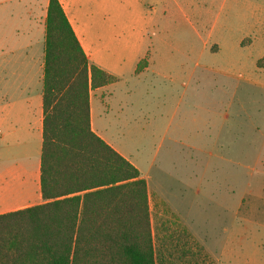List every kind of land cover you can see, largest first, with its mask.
Returning a JSON list of instances; mask_svg holds the SVG:
<instances>
[{
	"label": "rangeland",
	"instance_id": "1",
	"mask_svg": "<svg viewBox=\"0 0 264 264\" xmlns=\"http://www.w3.org/2000/svg\"><path fill=\"white\" fill-rule=\"evenodd\" d=\"M97 3L102 29L172 52L174 77L150 75L126 117L102 120L149 174L158 261L264 264V0Z\"/></svg>",
	"mask_w": 264,
	"mask_h": 264
},
{
	"label": "trees",
	"instance_id": "2",
	"mask_svg": "<svg viewBox=\"0 0 264 264\" xmlns=\"http://www.w3.org/2000/svg\"><path fill=\"white\" fill-rule=\"evenodd\" d=\"M146 66L143 58L135 71ZM116 80L90 62L60 0H49L44 202L0 214V264H164L155 252L146 179L91 128L90 89Z\"/></svg>",
	"mask_w": 264,
	"mask_h": 264
},
{
	"label": "crops",
	"instance_id": "3",
	"mask_svg": "<svg viewBox=\"0 0 264 264\" xmlns=\"http://www.w3.org/2000/svg\"><path fill=\"white\" fill-rule=\"evenodd\" d=\"M38 1L0 0V214L44 202L41 154L49 0ZM60 2L90 62L117 77L108 85L90 89L91 128L139 168L147 181L150 206L154 189L149 186L148 172L122 152L102 120L109 114L126 117L133 90L150 75L174 77L172 52L151 49L141 40L130 45L114 31L102 29L107 19L102 16L107 12L103 4L97 6L95 14L85 0ZM143 58H147V66L137 73V64Z\"/></svg>",
	"mask_w": 264,
	"mask_h": 264
}]
</instances>
